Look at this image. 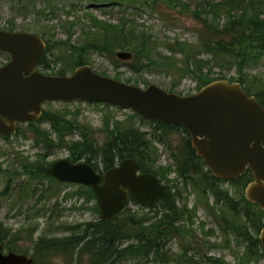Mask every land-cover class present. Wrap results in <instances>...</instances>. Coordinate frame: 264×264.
Listing matches in <instances>:
<instances>
[{"label":"rangeland","instance_id":"1","mask_svg":"<svg viewBox=\"0 0 264 264\" xmlns=\"http://www.w3.org/2000/svg\"><path fill=\"white\" fill-rule=\"evenodd\" d=\"M74 6L75 8H73ZM141 6L142 4L140 5L139 2L135 5L129 4V0H0V29H13L16 32H28L38 35H41L43 31L46 32L47 36L44 37V40L47 42V51L44 60L47 68L42 72L50 75L61 72L68 75L72 72L75 62L74 57L64 44L78 46L85 41L81 28L84 27L85 30L93 31L91 29L92 22L88 20L89 14L114 25L121 24L122 21L134 20L136 26L146 29L148 34L155 39V53L159 52L164 56H170L165 48L168 43L171 44L175 39L188 44L195 42L196 37L193 34L195 24L191 19L182 17L177 20L179 24L175 25L160 18L155 13L151 14L148 9L140 10ZM58 43H62V47L56 48L55 46ZM119 50L132 52L131 50L116 48L114 53ZM85 58L87 64L95 72L142 88L152 84L165 91L189 95L196 93L202 87V83L193 74H186L180 78L184 74L182 70L169 71L159 64L139 67L140 65H137L133 55L129 60H118L115 54L109 58L91 51L86 52ZM175 58L182 61L181 55L177 54ZM198 58L206 59L208 57L205 55ZM6 61L5 53L0 52V66ZM138 63L140 64V62ZM178 67H182V64L179 63ZM136 68H138V71H136ZM203 73L204 78L211 79L220 75V69L214 68L210 73L207 69H204ZM242 73L244 80L242 87L249 90L250 95L264 90V60L250 62L242 70ZM223 74L229 82H237L240 79L236 67L228 73L223 71ZM43 108L50 111L54 118L68 122L70 124L68 127L72 126L73 132L64 137L62 145L49 149L44 146L43 148L34 146L32 130L21 125L20 133L17 136H15V133L8 140L0 138V164L3 168L14 162L16 163L19 156L28 157L31 162L37 160L35 161L37 163L39 160L37 156L47 154L44 159L46 165L51 161L69 157L73 152V145L79 146V143H82L83 134L88 137L90 143H95L93 146L100 147L107 141V131L112 130L115 123L124 127L133 126L143 133L147 140L152 141V146L157 151V161L153 164L155 168H164L168 164L173 165L172 160L169 159L170 152L164 149L162 143L153 140L154 138L152 139L155 126L141 120L129 110L84 102L47 103ZM106 118L111 119L108 128L105 125ZM35 128L50 135L53 140L57 138L50 123H43L37 127L35 126ZM58 128L60 131L63 130L62 126ZM173 137L168 140L171 145L181 138ZM182 137L185 138L186 135L183 133ZM76 151L78 149L74 152ZM5 179L0 173V193H4L0 195V233L4 239V252H8L5 247V245H8L15 250L13 252L32 257L35 263L38 264H68L69 261L70 264H75L76 260L78 263L76 254L74 259L71 258L70 260L68 253L57 252L52 246L66 238H81L85 232L88 235V231L91 230L88 225L100 221L98 211H94L95 200H86L87 198L77 196L79 187L76 185H61L55 181L49 183L47 179H44L31 181L33 183H31L28 193L30 195L22 203L21 200L18 202L19 194L23 189L21 185L16 183L6 192ZM25 180V176L20 177V181L25 182ZM168 180L172 183L180 181L173 172L169 173ZM242 183L243 181L237 183V199L243 196L244 187ZM178 187L180 190L184 188L181 183L178 184ZM227 187L228 185H225V188ZM51 193H55L54 197L46 200ZM188 197L187 202L192 204L194 195L190 194ZM129 208L136 218H139L143 213L140 212L139 207L132 204L129 205ZM198 212L199 221L203 220L205 222L204 230L213 228L215 236H202L198 229V220H196L191 228L193 231L190 229L189 232L186 228V232L193 235V238L188 234L189 236L178 237L168 244L167 254L172 259L167 264H208L205 260L206 256L219 258L232 264L247 261L248 256L244 254L245 246L239 245L237 242L235 248L232 242L231 248L225 247V239L221 240L219 230L215 229L211 218L204 214L202 209ZM57 214L59 215L57 216ZM51 215L53 216L50 217ZM124 217L123 214L119 215L113 224L126 230L127 226L122 225V220H125ZM43 239L46 243H40V240ZM48 241H51L50 244ZM231 241H233V238H231ZM126 244L127 242L124 243V245ZM211 244L215 245L216 248L209 247ZM182 247H190L194 251L193 253L188 252L187 261L185 260L184 263L177 261L176 256L181 254ZM119 248H123V246ZM78 250L76 253H78ZM172 253H174V256L170 255ZM83 262H88V258L82 254L81 264ZM124 264H146V260L144 258H132ZM249 264H264V257L256 263L249 261Z\"/></svg>","mask_w":264,"mask_h":264},{"label":"trees","instance_id":"2","mask_svg":"<svg viewBox=\"0 0 264 264\" xmlns=\"http://www.w3.org/2000/svg\"><path fill=\"white\" fill-rule=\"evenodd\" d=\"M136 1L140 5L142 4L140 10L148 9L151 11V14L155 13L160 18L170 21L175 25L179 24L177 20L182 17L191 19L195 24L193 30V34L196 37L195 42L188 44L175 39L171 44L168 43L165 48L170 56H164L159 52L155 53V39L148 34L146 29L136 26L134 20L130 19L122 21L121 24L114 25L110 22L101 21L89 14L88 20L92 22L91 29L93 31L85 30L84 27L81 28L85 41L78 46L69 45L68 43L64 44L74 57L73 70L81 65H88L85 58L86 52L93 51L111 58L117 52L114 53V50L118 48L127 51L131 50L133 53L128 52L134 56L133 59H135L137 65H140L139 67L159 64L169 71L175 70L177 72L182 70L184 74L180 78L186 74H193L202 83V87L215 80H226L223 71L228 73L236 67L240 77L237 82L243 86L242 70L250 62L264 60V0H129V4H138ZM6 31L14 32L13 29H7ZM41 36L44 38L47 36V33L43 31ZM62 45V43H58L55 47H62ZM177 54L182 56V61H178L175 58ZM205 55L208 58H198ZM179 63L182 64V67H178ZM214 68L220 69V75L211 79L204 78L203 70L207 69L208 73H210ZM136 71H138V68H136ZM63 74L65 73L61 72L56 75ZM244 91L250 95L249 90L244 89ZM251 96H254L264 108V90ZM98 105L109 106L107 104ZM139 118L144 120L141 117ZM40 121L41 123L49 122L57 138L55 142L50 135H47L42 130H37L33 124L25 125L24 127L32 130V134H34V139L32 138L34 146H41L42 148L44 146L49 149L53 147L57 148L63 144L64 136L72 130V126L68 127L70 125L68 122L54 118L50 111L44 110ZM110 121V118H106L105 125L107 128L110 125ZM146 122L155 126L152 139L154 138L153 140H157L162 144L166 143L165 138H169L175 129H179L185 133V129L182 126L163 124L157 121ZM59 126H62L63 130L60 131ZM20 128V126L17 128L15 136L20 133ZM107 134L108 140L104 150L111 152L112 158L118 155L120 159H134L141 163V167L144 170L149 172L154 170L155 166L153 164L157 161V151L153 148L152 141L147 140L146 136L138 129L133 126L124 127L121 124L115 123L112 130L107 131ZM82 138L83 141L79 143V146L75 147L73 145L72 153H74V157H78V155L84 154L87 151L92 153L90 146H93V144L88 141V137L85 134L82 135ZM76 149H78V152H74ZM184 155L187 165L195 164L201 169L205 167L201 158L189 157L188 159L187 149L184 151ZM37 157L39 159L37 163H35L37 160L31 162L28 160V157L19 156L16 159V163L14 162L8 165V167L3 168L2 164H0V173L6 178L5 191L7 192L16 183L20 184L23 188L22 192H20L21 194H19L18 202L21 200L24 203L29 197L30 194L28 193L31 183H33L31 181H41L44 179H47L49 183L50 181H55L44 173L48 165L44 163L45 156L40 154ZM185 162L182 172L178 174L183 186L186 187L188 182H193L194 185L196 183L201 185L200 181L191 180V176L184 172V167L189 168L185 166ZM166 169L171 170L172 168L169 165ZM162 175L164 174L162 173ZM21 176L26 177L25 182L20 181ZM200 179H203L204 187H209L211 184L217 182L208 172L201 176ZM250 180V172H247L237 180V183L243 181L242 185L245 187ZM3 194L0 193V195ZM54 194L51 193L46 200H50L54 197ZM77 195L80 198H87L86 200L94 198L90 189L82 187L77 192ZM224 205H228L227 198ZM170 206L173 207V204ZM173 210L176 211L174 207ZM94 211H98L97 205H95ZM121 214L124 215V212ZM119 215H117L116 219ZM182 215L184 214H180L179 217ZM115 220H100L94 224H90L88 227L91 230L88 231V235L85 232L81 238H66L61 242L55 243L52 247L57 252H68L70 260L71 258L74 259L76 254L78 263L76 260L75 264H81L82 254L88 258V262H83V264H124L126 261L132 260V258H144L146 264L151 262L154 264H167L172 259V257L163 251L164 243L161 241L163 236L160 235L161 229L159 226H156L159 228V234H153L154 231H150L146 232L144 237H141L140 234L143 229H141L140 218H136L133 213L128 217L131 228L129 232L115 226L113 224ZM162 220L161 224L164 225L163 222L167 220L165 218ZM123 224L125 225V220H122ZM263 227L264 211L260 210L257 205L249 203L243 194L242 197L237 199L236 219L232 214L231 218L227 216L224 221V229L236 233L239 245L245 246L244 254L248 256V259L239 264H249V261L256 263L264 257V251L261 249L258 241L259 232ZM226 237L228 238L227 234ZM43 242L46 243L44 239L40 240V243ZM48 242L50 244L51 241ZM125 242H127L126 245H124ZM0 243L4 247V239L1 233ZM120 246H123V248H119ZM5 247L8 252L15 251L8 245H5ZM47 247L49 248L50 245ZM77 249H79L78 253H76ZM38 258L40 257L38 256ZM184 258V255H177V261L181 263L185 262ZM32 259L34 264L35 260L34 258ZM207 259L208 264H222L220 260ZM68 264H70V261Z\"/></svg>","mask_w":264,"mask_h":264},{"label":"water","instance_id":"3","mask_svg":"<svg viewBox=\"0 0 264 264\" xmlns=\"http://www.w3.org/2000/svg\"><path fill=\"white\" fill-rule=\"evenodd\" d=\"M44 40L26 32L0 29V52L9 61L0 67V137L15 134L17 125L39 121L43 104L84 102L107 104L133 112L146 121L182 126L195 155L217 179L238 180L250 172L244 198L264 211V108L241 84L215 80L196 93L182 95L156 85L145 88L123 83L81 65L68 75H47L36 69ZM118 60L131 54L117 51ZM133 159H124L104 180L88 164L61 159L45 170L47 177L91 188L100 220L113 221L129 199L150 206L165 193L151 174H137ZM258 240L264 251V227ZM32 258L4 252L0 264H32Z\"/></svg>","mask_w":264,"mask_h":264},{"label":"flooded vegetation","instance_id":"4","mask_svg":"<svg viewBox=\"0 0 264 264\" xmlns=\"http://www.w3.org/2000/svg\"><path fill=\"white\" fill-rule=\"evenodd\" d=\"M14 32H16V31H14ZM26 33H28V32H26ZM30 34H34V33H30ZM35 35L41 37L44 40V38L41 35H38V34H35ZM44 42L46 44L45 51L43 52L41 57L38 59L37 64H36V69L43 74H45V73L42 71L45 68H47L46 67L47 65H46L45 60H44L45 54L47 51V42L45 40H44ZM1 53H3V52H1ZM5 55H6V59H7L6 63H7L10 58L7 54H5ZM47 75H50V74H47ZM63 75H67V74H63ZM47 103H52V102H47ZM47 103L43 104V106L46 105ZM43 111H44V108H43ZM43 111H42V113H43ZM40 120H41V117L39 118V121H31V122L18 124L17 128L21 125L25 126L28 124H33L34 126L42 125L43 123L49 124V122H42L41 123ZM175 126H179V125H175ZM16 132H17V129H16ZM71 132H73V129L70 130L69 133H67L64 137H66L67 135H70ZM183 133H184L183 131H181L179 129H175L174 133H172L169 138H165L166 143L163 144L164 149L167 150L168 152H170L169 153V159L172 160L173 165L171 166V164H168V166L169 165L171 166V168H172L171 170L166 169V168H168V166L164 167V168L163 167H156V168L154 167V170H152V172H149V171L144 170L141 167L142 165L140 162L136 161L138 166H139L137 174L138 175L139 174H151V175L155 176L159 180L160 184L165 187V193L163 194V196H161L159 199H157L150 206H144V205H141L139 203H135L134 201L129 199L127 207L123 211L124 216H125L124 217L125 218V225L127 226L126 230L128 232L130 231V223H129L128 217L131 213H133V211H131L129 208V205L132 204L134 206L139 207L140 212H143L141 214V216L139 217L140 222H141V229H143V231L140 229L141 230V234H140L141 237H144L146 235V232L148 233L150 231H154L153 234H156V233L159 234V232H160L159 228H160L161 229L160 235L163 236L161 241H163V243H164L163 244V251L167 254L168 253L167 252L168 244L173 239L176 240L178 237L189 236L188 234H190V233L186 232V228H188V230L190 232V229L195 224L196 220H198V229H199L202 236H204V237L215 236L213 228H208L207 230H204L205 222L203 220L199 221L200 216H199L198 211L200 209H202L203 213L206 214L213 221L215 229L217 228L219 230V235L221 237V240L225 239L224 246L231 248V243L233 242V245L236 248L237 247V234L232 233L230 230H225L224 229V221L226 220L227 216L229 218H231L232 214L234 215L235 219L237 217V186H236L237 180L217 179V178H214L210 174V172L208 171L206 166L201 169V168H198L197 165H195V164L194 165H192V164L187 165L185 162L186 157L184 155V151L186 149L188 151V159H189V157H196V158H198V157L195 155V151L192 149L188 132L185 130V133H184L186 135L185 138L182 137ZM11 136H5V137H0V138H2L4 140H8ZM173 136L181 137V138H179V140L177 142L175 141L171 145L168 140L171 137L174 138ZM107 140H108V138H107ZM106 142L104 144H102L100 147L90 146L92 149L91 150L92 153L90 151H87L84 154L78 155V157H74L73 156L74 153H71V155L69 157L60 158V159L49 162V164L46 166V168H48L51 164H53L54 162L61 160V159L69 160L71 163H85V164H88L98 175H100L102 177V182H103L105 173L107 171H109L110 169L118 166L120 164V162L122 160H124V159H120V157L118 155H115L114 158H112L111 157L112 153L104 150V147L107 144ZM93 144H95V143H93ZM74 146L76 147L75 144H74ZM44 156L46 158L47 154ZM193 161H195V160H193ZM184 162H185V166L189 167V168L184 167V172H186L189 176H191L190 177L191 180L196 181V182L200 181L202 183L201 185H198V183H196L194 185L193 182H188L186 187L183 186L184 187L183 190L179 189L178 184H180V183H181V185H183V184H182V180L179 178L178 174H180V172H182V167L184 165ZM171 172L175 173V175L177 176V178L180 181L173 182V183L170 182L168 180V175ZM207 172L214 179L217 180V182L210 185L211 187L210 186L204 187V182L202 181L203 179L202 180L200 179V177L203 176ZM44 173H45V171H44ZM162 173L164 175H166V177H164V175H162ZM49 178H52V177H49ZM54 180L57 183H60L61 185L62 184H72V185L78 186L79 189L77 192L80 191L81 187L84 189H90V191L92 192L91 188H89L85 185L75 184V183H70V182H59L56 179H54ZM225 185H228V187L225 188ZM232 189H233V191H232ZM171 190H172V192H171ZM92 194H93V192H92ZM190 194L194 195V200H193L192 204L187 202V199L189 198L188 196ZM93 196H94V194H93ZM226 198L228 199V205L227 206L224 205V203L226 202ZM93 199L95 200V197ZM171 204H173V207L176 209V211H174L173 207L170 206ZM181 211H183V212L180 213ZM180 214H184V215L179 217ZM163 216H166V217H163ZM163 218H165L167 220L165 222H170V223L163 222L164 225H162L161 222L163 221L162 220ZM141 220H143V221H141ZM156 226H159V228H157ZM152 228H154V230H152ZM226 234L228 235V238L226 237ZM190 237L193 238V235L190 234ZM231 238H233V241H231ZM209 247L216 248V246L212 245V244ZM189 251L191 253L194 252L190 247L189 248L182 247L181 255L185 256L184 261L185 260L187 261V255H188ZM66 253H68V252H66ZM170 255L174 256V253H172ZM207 258H213V257L206 256L205 257L206 261H208ZM213 259L220 260L222 262V264H232V263H227L224 260H221L219 258H213Z\"/></svg>","mask_w":264,"mask_h":264}]
</instances>
